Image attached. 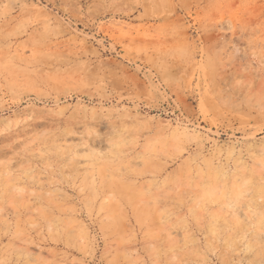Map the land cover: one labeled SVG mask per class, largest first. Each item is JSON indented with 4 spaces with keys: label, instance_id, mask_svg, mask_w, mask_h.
Here are the masks:
<instances>
[{
    "label": "rangeland",
    "instance_id": "rangeland-1",
    "mask_svg": "<svg viewBox=\"0 0 264 264\" xmlns=\"http://www.w3.org/2000/svg\"><path fill=\"white\" fill-rule=\"evenodd\" d=\"M0 264H264V0H0Z\"/></svg>",
    "mask_w": 264,
    "mask_h": 264
}]
</instances>
